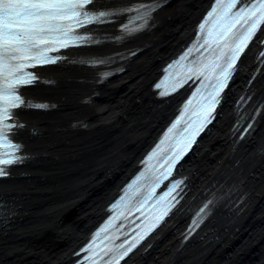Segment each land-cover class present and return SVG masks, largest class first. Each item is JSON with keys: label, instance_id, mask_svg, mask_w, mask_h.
I'll use <instances>...</instances> for the list:
<instances>
[{"label": "bare ground", "instance_id": "obj_1", "mask_svg": "<svg viewBox=\"0 0 264 264\" xmlns=\"http://www.w3.org/2000/svg\"><path fill=\"white\" fill-rule=\"evenodd\" d=\"M210 1L95 0L99 9L156 7L125 26L129 12L89 25L100 43L68 47L64 59L39 67L36 87L23 86L26 102L47 107L15 110L24 158L0 177V264H73L85 238L106 240L112 224L91 230L181 103L182 89L162 96L153 81ZM263 47L255 36L216 120L178 165L186 190L178 206L112 264H264ZM115 233L110 248L98 245L107 259L113 244L125 250Z\"/></svg>", "mask_w": 264, "mask_h": 264}, {"label": "snow or ice", "instance_id": "obj_2", "mask_svg": "<svg viewBox=\"0 0 264 264\" xmlns=\"http://www.w3.org/2000/svg\"><path fill=\"white\" fill-rule=\"evenodd\" d=\"M94 3L95 0H0V165H11L20 160L16 153L21 150V145L13 143L9 134L13 127L22 125L9 123L13 116L12 110L21 106L47 107L44 104L26 102L20 94L21 86L33 84L38 79L37 74L28 69L55 63L60 57L51 53L61 48L101 42L80 34L78 29L82 27L106 23L109 17L119 12L134 11L139 14V18H143L156 7L154 4H139L119 10L89 9L88 5ZM236 6V0H216L204 23L200 25L204 38L202 42L197 41L201 47H207L209 57L184 66L183 62L191 53L189 49V53L165 69V72L170 74L172 68L180 65L184 66V72L178 74L171 85H168V75L156 85L158 89H162L160 94L163 96L176 91L193 78L202 81L185 103L181 117L168 129L169 134L180 124L184 115L189 113L190 108L192 114L199 113L198 127L210 122L211 111L218 103L220 92L227 85L231 69L252 41L260 25L264 24V0H255L233 12ZM260 55H264V51H261ZM195 123L197 121H191L186 128ZM196 130L198 128L194 129ZM168 138V135H165L161 145ZM186 146L177 143L167 155L165 163L168 164V169L164 173L165 176L170 174ZM159 150L158 145L149 159ZM4 175L6 170L0 167V176ZM179 183L181 182L174 183L165 196L170 195ZM165 196H161L160 200H164ZM163 214H167V209ZM132 246L134 245H130L123 252L116 251L113 260L127 255ZM91 248L92 245H89L88 250Z\"/></svg>", "mask_w": 264, "mask_h": 264}, {"label": "rangeland", "instance_id": "obj_3", "mask_svg": "<svg viewBox=\"0 0 264 264\" xmlns=\"http://www.w3.org/2000/svg\"><path fill=\"white\" fill-rule=\"evenodd\" d=\"M35 85H37V83H35L33 86H35ZM36 87V86H35ZM207 138V136L206 137H203V139H202V141H204L205 139ZM195 153V149H194V151L190 154V156H192L193 154Z\"/></svg>", "mask_w": 264, "mask_h": 264}]
</instances>
